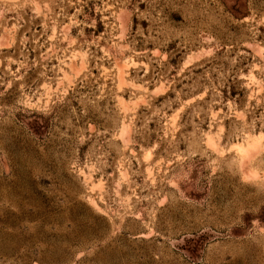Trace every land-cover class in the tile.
<instances>
[{
    "label": "rangeland",
    "instance_id": "obj_1",
    "mask_svg": "<svg viewBox=\"0 0 264 264\" xmlns=\"http://www.w3.org/2000/svg\"><path fill=\"white\" fill-rule=\"evenodd\" d=\"M0 264H264V0H0Z\"/></svg>",
    "mask_w": 264,
    "mask_h": 264
},
{
    "label": "bare ground",
    "instance_id": "obj_2",
    "mask_svg": "<svg viewBox=\"0 0 264 264\" xmlns=\"http://www.w3.org/2000/svg\"><path fill=\"white\" fill-rule=\"evenodd\" d=\"M258 143V142H257ZM255 144V143H254ZM252 145V144H251ZM259 145V144H258ZM239 147V146H238ZM241 147V146H240ZM251 147V146H250ZM255 149H256V147H255ZM244 151H247V150H249V147L247 148V149H243ZM242 151V150H241ZM250 151V150H249ZM252 153H255L256 152V150H255V152H253V151H251ZM243 154H245L244 152H243ZM246 155V154H245Z\"/></svg>",
    "mask_w": 264,
    "mask_h": 264
}]
</instances>
